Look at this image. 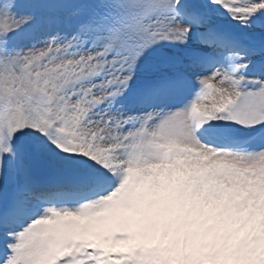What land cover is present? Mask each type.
<instances>
[{
  "label": "snow or ice",
  "instance_id": "obj_1",
  "mask_svg": "<svg viewBox=\"0 0 264 264\" xmlns=\"http://www.w3.org/2000/svg\"><path fill=\"white\" fill-rule=\"evenodd\" d=\"M0 234V264H264V0H0Z\"/></svg>",
  "mask_w": 264,
  "mask_h": 264
},
{
  "label": "trees",
  "instance_id": "obj_2",
  "mask_svg": "<svg viewBox=\"0 0 264 264\" xmlns=\"http://www.w3.org/2000/svg\"><path fill=\"white\" fill-rule=\"evenodd\" d=\"M64 15H65V17H68L69 14L65 13ZM75 20H76V18L73 17V18H71V23L62 24L61 25L62 30L67 31V32H71L73 30V27H74V24H75ZM11 187L12 186L9 185V191H11Z\"/></svg>",
  "mask_w": 264,
  "mask_h": 264
},
{
  "label": "rangeland",
  "instance_id": "obj_3",
  "mask_svg": "<svg viewBox=\"0 0 264 264\" xmlns=\"http://www.w3.org/2000/svg\"><path fill=\"white\" fill-rule=\"evenodd\" d=\"M4 243H5L4 240H2L1 237H0V245L1 244L4 245Z\"/></svg>",
  "mask_w": 264,
  "mask_h": 264
}]
</instances>
